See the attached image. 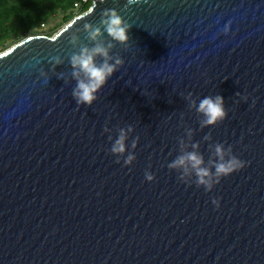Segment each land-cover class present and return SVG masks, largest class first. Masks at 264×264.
<instances>
[{"label": "water", "instance_id": "water-1", "mask_svg": "<svg viewBox=\"0 0 264 264\" xmlns=\"http://www.w3.org/2000/svg\"><path fill=\"white\" fill-rule=\"evenodd\" d=\"M109 8L132 25L110 53L124 64L77 106L70 36L91 46L83 24ZM77 17L0 53V264H264V0H93ZM189 92L221 95L226 118L201 129ZM127 125L123 166L108 136ZM186 128L205 161L223 143L246 166L208 192L180 182Z\"/></svg>", "mask_w": 264, "mask_h": 264}, {"label": "clouds", "instance_id": "clouds-1", "mask_svg": "<svg viewBox=\"0 0 264 264\" xmlns=\"http://www.w3.org/2000/svg\"><path fill=\"white\" fill-rule=\"evenodd\" d=\"M103 3L104 0H99ZM132 3V0H128ZM92 9L89 10L91 12ZM79 19V17H77ZM126 20H124L115 9H104L100 14V19L96 24L84 23L83 32L86 33V39L91 46L82 44L77 29L70 36L69 43L73 51L69 56V64L71 66V78L75 81V86L72 89V97L77 106H91L97 100V93L107 83L110 77L124 64L123 59L119 55H112V49L116 44H120L125 48L128 46L129 36L128 31L131 28ZM224 32H228V27L225 26ZM107 34V39L104 34ZM52 71L56 78L65 79L63 72H55L57 66L64 63L59 56L51 57ZM40 76L47 83L49 80L48 74L40 71ZM236 95H240L236 93ZM187 101L189 110H195L199 119L201 129L208 126H215L221 123L227 116L225 102L221 95L206 96L197 100L193 98L191 92L184 96ZM246 100L247 97H241ZM103 131L109 133L111 130L105 126ZM117 137L113 141L111 135L108 140L112 141L109 152L116 157L115 163H121L123 157V166H129L136 159L133 151L128 150L126 153V141L129 135L134 131L131 125L123 128H117ZM186 137V138H185ZM193 130L185 129V136L178 137V155L167 164L169 170H175L179 173L178 180L186 185L195 184L197 188L203 187L208 192L218 184L223 177L236 172L246 166V162L239 159L233 154L232 147H225L223 143H209V157L205 161L203 154L199 150V143L192 142ZM139 137L133 138L130 144L131 149H135ZM189 141L190 143H186ZM212 137L207 134L203 137L204 141H211ZM190 149V150H189ZM145 179L149 182L154 180V175L149 171L144 173ZM211 203L219 208V199H212Z\"/></svg>", "mask_w": 264, "mask_h": 264}, {"label": "trees", "instance_id": "trees-1", "mask_svg": "<svg viewBox=\"0 0 264 264\" xmlns=\"http://www.w3.org/2000/svg\"><path fill=\"white\" fill-rule=\"evenodd\" d=\"M91 5V1L83 4L81 0H0V50L29 37L57 14L62 15L61 25L67 24ZM38 35L51 37L49 32L33 36Z\"/></svg>", "mask_w": 264, "mask_h": 264}, {"label": "rangeland", "instance_id": "rangeland-1", "mask_svg": "<svg viewBox=\"0 0 264 264\" xmlns=\"http://www.w3.org/2000/svg\"><path fill=\"white\" fill-rule=\"evenodd\" d=\"M61 19H62V15L61 14H57L56 16H53L51 19H49L47 22H45L43 24V27H40V29H36L34 30L30 36L33 35H37V34H45V33H50L51 36L56 34L58 31H60L66 24H62L61 25ZM9 48V46L7 48H5V50H7ZM4 50V51H5ZM3 52V50H0V53Z\"/></svg>", "mask_w": 264, "mask_h": 264}, {"label": "built area", "instance_id": "built-area-1", "mask_svg": "<svg viewBox=\"0 0 264 264\" xmlns=\"http://www.w3.org/2000/svg\"><path fill=\"white\" fill-rule=\"evenodd\" d=\"M88 1L93 2V0H81V3L86 4ZM74 8H78V4H74ZM41 27L43 26L41 25Z\"/></svg>", "mask_w": 264, "mask_h": 264}]
</instances>
